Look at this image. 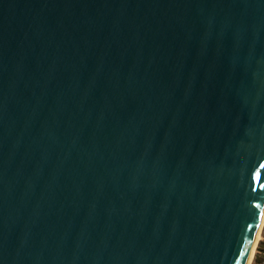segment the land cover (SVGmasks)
Listing matches in <instances>:
<instances>
[{
    "label": "water",
    "instance_id": "obj_1",
    "mask_svg": "<svg viewBox=\"0 0 264 264\" xmlns=\"http://www.w3.org/2000/svg\"><path fill=\"white\" fill-rule=\"evenodd\" d=\"M264 213V0H0V264H248Z\"/></svg>",
    "mask_w": 264,
    "mask_h": 264
},
{
    "label": "rangeland",
    "instance_id": "obj_2",
    "mask_svg": "<svg viewBox=\"0 0 264 264\" xmlns=\"http://www.w3.org/2000/svg\"><path fill=\"white\" fill-rule=\"evenodd\" d=\"M252 264H264V229L262 232V239L258 243Z\"/></svg>",
    "mask_w": 264,
    "mask_h": 264
},
{
    "label": "bare ground",
    "instance_id": "obj_3",
    "mask_svg": "<svg viewBox=\"0 0 264 264\" xmlns=\"http://www.w3.org/2000/svg\"><path fill=\"white\" fill-rule=\"evenodd\" d=\"M263 229H264V213H263V217H262V222L260 224V227H259V230H258V233H257V236H256V240L254 242V246H253L252 251H251V254H250V258H249L248 264H252L253 263V260H254V256H255V252H256L258 243L262 239Z\"/></svg>",
    "mask_w": 264,
    "mask_h": 264
}]
</instances>
